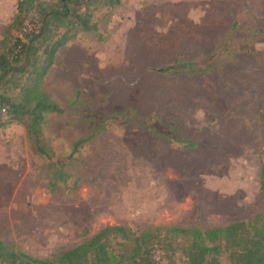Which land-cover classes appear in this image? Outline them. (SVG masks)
<instances>
[{"label":"rangeland","instance_id":"1","mask_svg":"<svg viewBox=\"0 0 264 264\" xmlns=\"http://www.w3.org/2000/svg\"><path fill=\"white\" fill-rule=\"evenodd\" d=\"M17 1L0 0V34ZM107 12L97 34L60 50L43 86L62 109L44 133L69 182L52 193L24 128L0 129V239L48 259L108 226H264V0H125ZM176 62L183 75L163 72Z\"/></svg>","mask_w":264,"mask_h":264},{"label":"trees","instance_id":"2","mask_svg":"<svg viewBox=\"0 0 264 264\" xmlns=\"http://www.w3.org/2000/svg\"><path fill=\"white\" fill-rule=\"evenodd\" d=\"M125 0H18L16 14L0 41V129L17 124L24 128L31 150L45 158L50 191L69 182L67 165L47 141L44 127L48 116L62 109L44 90V83L56 63L61 49L80 35L97 34L100 23L96 14L118 9ZM104 16V15H103ZM29 22L32 30L20 37ZM237 23H234L235 30ZM189 64L176 62L163 70L171 77L183 75ZM195 69L188 75L194 74ZM92 135L79 139L73 147L77 153ZM186 148L196 147L183 141ZM76 185V190L78 189ZM260 189L264 195V162L260 172ZM113 242L119 244L116 250ZM180 249L187 264H222L228 255L231 264H264V226L253 222H235L210 230L198 228L157 227L141 233L125 226H108L82 244L38 259L6 245L0 239V264H176L169 250ZM164 253L158 261L157 253Z\"/></svg>","mask_w":264,"mask_h":264},{"label":"crops","instance_id":"3","mask_svg":"<svg viewBox=\"0 0 264 264\" xmlns=\"http://www.w3.org/2000/svg\"><path fill=\"white\" fill-rule=\"evenodd\" d=\"M16 5H17V2L15 3V8H14V11L12 12V16L8 19V21H7V24H5V28H4V30L2 31V33L0 34V41L3 39V37H4V33H5V31H6V29H7V27H8V25L12 22V19H13V17L15 16V14H16ZM2 16L3 15H0V24H1V20H4V18H2Z\"/></svg>","mask_w":264,"mask_h":264},{"label":"built area","instance_id":"4","mask_svg":"<svg viewBox=\"0 0 264 264\" xmlns=\"http://www.w3.org/2000/svg\"><path fill=\"white\" fill-rule=\"evenodd\" d=\"M32 30V26L29 22H27L25 25H24V28L22 30V33L20 35V37H23L24 34L28 33L29 31Z\"/></svg>","mask_w":264,"mask_h":264}]
</instances>
